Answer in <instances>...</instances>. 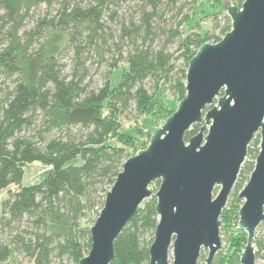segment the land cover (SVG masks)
I'll return each mask as SVG.
<instances>
[{"label": "trees", "instance_id": "16d2710c", "mask_svg": "<svg viewBox=\"0 0 264 264\" xmlns=\"http://www.w3.org/2000/svg\"><path fill=\"white\" fill-rule=\"evenodd\" d=\"M198 1L0 0V190H7L0 264H78L88 253L89 228L134 143L121 119H166L186 93L189 60L211 38L198 32ZM209 1L220 8L206 15L223 35L231 28L224 4L243 0ZM95 62L105 68L99 84L91 75ZM199 129L193 125L185 139ZM247 152L220 215L229 247L212 264H240L246 234L238 228V193L254 168L259 135ZM77 157L81 163H72ZM34 161L49 170L23 186L25 165ZM155 204L149 197L140 205L115 240L110 264H148ZM253 244L256 258H264V233ZM205 257L202 251L199 259Z\"/></svg>", "mask_w": 264, "mask_h": 264}, {"label": "water", "instance_id": "95a60500", "mask_svg": "<svg viewBox=\"0 0 264 264\" xmlns=\"http://www.w3.org/2000/svg\"><path fill=\"white\" fill-rule=\"evenodd\" d=\"M224 9L231 28L219 41L201 43L189 60L184 97L151 131L147 146L124 161L78 264H110L115 240L149 197L158 220L148 264H198L202 251L204 264H212L222 246L221 212L258 134L259 152L237 212L246 234L239 262L255 264V232L264 221V0L226 2ZM196 124L199 131L185 139Z\"/></svg>", "mask_w": 264, "mask_h": 264}, {"label": "rangeland", "instance_id": "374dc122", "mask_svg": "<svg viewBox=\"0 0 264 264\" xmlns=\"http://www.w3.org/2000/svg\"><path fill=\"white\" fill-rule=\"evenodd\" d=\"M220 7H215L211 4V2L209 0H199L194 8L195 11V15L194 18L195 19H199V23H200V28L198 29V32L201 33V35L205 38L207 35L210 36V42H213V40L215 39V37H220V39L223 37L220 28H215L213 27V22L211 21L210 17H208L206 14L214 11V10H218ZM224 13L226 14V11L224 10ZM220 25H223V21L220 22ZM190 24H184L183 25V29L185 31V34L187 32L190 31L189 29ZM228 31V30H227ZM120 68L116 71H114L113 75H112V86H115L118 82V79L122 73V69L125 68V66L123 64L119 65ZM97 64L96 62L94 63V65L91 66V75L93 80L96 83H100L101 81V76L103 74V72L105 71L104 66H101L100 68H97ZM173 97L169 96V100H172ZM165 119L162 116H139V117H134L131 116L129 118H122L121 119V131L125 132V133H129L131 134V139L133 140V145L131 147L128 148L129 151V155L132 156L134 155L138 150L143 149L147 146L148 144V140H147V132H151L154 128L159 127L163 121ZM145 145V146H144ZM72 163L74 164H79L81 163V158L77 157L76 159H74L72 161ZM49 170L48 166H45L43 164H41L40 162L34 161L31 163H28L25 165L24 168V174L22 177V181L21 184L23 186H27V185H31V184H35L38 183L39 181H41L44 176L47 174ZM158 187V182L152 184L150 186V189L152 190V192L154 193L157 190ZM16 188L15 185H10L9 189L14 190ZM232 191V190H231ZM218 192V188H215L214 190V194H216ZM7 195V190L3 189L0 190V201L6 197ZM221 231V230H220ZM261 233H264V227L263 225H259V227L257 228L256 232H255V236H259L261 235ZM220 237L221 242H222V246L221 249L219 251H224L227 252L228 247H229V242L226 240L227 235L226 234H222L220 232ZM256 248H254L255 251ZM243 250V247L240 248L239 253L241 254ZM172 261V252L171 250L169 251V262ZM264 262V258H256L255 260V264H262ZM203 260L199 259L198 260V264H203Z\"/></svg>", "mask_w": 264, "mask_h": 264}, {"label": "flooded vegetation", "instance_id": "af4514ba", "mask_svg": "<svg viewBox=\"0 0 264 264\" xmlns=\"http://www.w3.org/2000/svg\"><path fill=\"white\" fill-rule=\"evenodd\" d=\"M256 135H258V134H256ZM256 135H255V136H256ZM255 136H254V137H255Z\"/></svg>", "mask_w": 264, "mask_h": 264}]
</instances>
